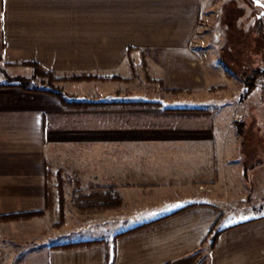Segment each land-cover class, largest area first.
Instances as JSON below:
<instances>
[{"label":"crops","instance_id":"1","mask_svg":"<svg viewBox=\"0 0 264 264\" xmlns=\"http://www.w3.org/2000/svg\"><path fill=\"white\" fill-rule=\"evenodd\" d=\"M208 1L2 0L4 61H32L56 73L101 74L110 80L66 83L64 91L76 100L114 104L64 108L48 95L0 88V216L45 210L47 162L58 155L53 153L56 148L110 149L106 158L111 161L103 166L96 168L90 161H76V166L82 168L83 185L91 190L114 186L123 204L87 213L71 208L61 231L79 225L85 215L93 218L95 231L113 227V234L56 243L102 238L109 241L108 247H36L34 219L0 222V264H106L107 253L114 254L112 264H264V214L228 222L223 206L194 190L195 171L180 173L179 166L169 175L188 179L138 182L141 179L132 175L140 173L139 163L115 152L164 144L205 153L215 141L224 146L223 153L238 151L234 142L229 144L235 133L231 136L224 124L221 107L215 112L206 102L190 104L232 100L234 90L239 100L243 90L239 75L225 72L216 60L223 48L218 43L221 33L196 34ZM189 56L195 59L184 64L181 58ZM140 101L159 105H119ZM66 156L60 154L61 159ZM201 163L210 161H195L193 169ZM104 167L102 177L99 170ZM230 167L237 182L242 163L236 159ZM202 173V184L223 183L205 179L213 175L210 166ZM179 186L186 188L180 192ZM190 203L195 204L175 212ZM215 232L219 234L212 242Z\"/></svg>","mask_w":264,"mask_h":264},{"label":"rangeland","instance_id":"2","mask_svg":"<svg viewBox=\"0 0 264 264\" xmlns=\"http://www.w3.org/2000/svg\"><path fill=\"white\" fill-rule=\"evenodd\" d=\"M261 2L264 5V0H210L204 6L199 17L198 32L206 33L207 36L216 34L222 35L221 43L223 48L217 53L216 60L219 61V66L225 72L240 74L249 72L253 69H264V15H260L262 8L255 3ZM2 0H0V18L2 16ZM221 20V24L219 21ZM260 28V29H259ZM260 30V32H259ZM226 38V39H225ZM1 40V39H0ZM192 43V42H191ZM197 43H200L198 41ZM206 43H211L206 41ZM212 43H214L212 41ZM1 46V41H0ZM1 49V47H0ZM216 55V54H215ZM194 57L181 58L184 64L189 63ZM198 59H203L198 57ZM129 62H133V58H129ZM143 63H147V58H143ZM226 67V69H225ZM48 70L41 66L34 67L27 65L24 61L6 62L2 59L0 53V79H4L0 88H14L23 92H33L48 95L61 105V102L55 95L36 91V88H58L64 91L66 83H76L81 81H103L110 78L101 74L92 73H56L53 71L50 74ZM47 72V73H46ZM22 77L25 79L26 87L14 85L13 78ZM73 78H82L83 80H74ZM116 79V78H113ZM111 79V80H113ZM264 83L258 84L257 88L244 101L238 100V92L233 91L232 100H197L191 103L206 102L212 111L217 112L220 107L223 109L222 120L224 124L235 133L233 138H230V145L234 142L238 151L236 153H223L224 146L215 141L210 144L209 149H205V153H199V148H190L182 145H138L131 149H115L118 154H125L131 162L139 163L138 171L140 173L132 175L134 180L138 182H152L155 179L161 182L164 181H184L187 177L178 179V175H169L170 171L177 170L180 166V173H197L195 179L194 190L196 193L209 194L212 203H218L226 209V220L228 222L247 219L253 215L264 214ZM27 88V89H26ZM92 88V87H91ZM67 94V93H66ZM120 103V102H119ZM224 104V105H223ZM62 106V105H61ZM63 107V106H62ZM217 109V110H215ZM221 112V113H222ZM58 154L52 161L47 162V184H48V205L45 207L42 215L33 216L29 219H18L12 221H28L34 219L36 223V238L33 240L34 246L43 247L51 244L71 242L81 240L86 237H96L99 235L110 236L113 234V227H99L101 231H95L91 227L90 216H82L79 219V225L66 227L62 231L60 228L67 220V211L77 209L83 213L93 210H108V209H79L75 204V199L83 195H100L102 193L113 191L121 198L122 206L123 199L114 186H106L101 189L91 190L90 186L83 185L81 180L83 176L81 166H76V161L83 164L87 161L94 162L99 166L106 164L107 154H111L110 149H79V148H56L53 153ZM121 152V153H120ZM64 154V159L60 158V154ZM92 154H101L100 157H91ZM104 156V157H102ZM129 156V157H128ZM68 157V158H67ZM68 159V162L66 161ZM108 159V160H107ZM238 160L242 163V169L237 171L236 176L230 167L231 161ZM198 160H208L210 164H199L197 169L194 168V162ZM73 161L74 164H71ZM111 161V160H109ZM74 165V166H73ZM160 165V166H159ZM212 171V177L205 179L217 180L223 182L221 185L210 186L202 184L204 180L203 173ZM156 178H155V168ZM240 168V167H239ZM100 175L104 177L107 173L106 167L99 170ZM164 176H160L161 173ZM199 175V176H198ZM108 176V174H107ZM225 180L227 183H224ZM147 184H144V186ZM143 186V185H142ZM151 186V185H150ZM149 186V187H150ZM153 187V186H151ZM188 187V186H187ZM186 186H179V191L185 190ZM192 189V187H188ZM89 191V192H88ZM222 198V199H221ZM187 205V204H186ZM111 208V209H116ZM233 209L235 211H233ZM86 225L83 226V221ZM11 222V221H8ZM60 223V224H58ZM73 224V223H72Z\"/></svg>","mask_w":264,"mask_h":264},{"label":"trees","instance_id":"3","mask_svg":"<svg viewBox=\"0 0 264 264\" xmlns=\"http://www.w3.org/2000/svg\"><path fill=\"white\" fill-rule=\"evenodd\" d=\"M260 29V28H259ZM260 32V30H259ZM25 64L31 65L34 67H38V64L36 62L32 61H24ZM49 74L51 72L47 71ZM46 72V73H47ZM237 74V73H236ZM239 77L241 78L243 82V90L241 91L239 95V100L244 101L248 98V96L257 88L258 84L261 82L264 83V69L256 68L253 69L252 71L249 72H242L238 74ZM74 80H83L82 78H73ZM13 83L14 85H19L22 86L24 84V87H26L25 79L22 77H14L13 78ZM4 84H0L2 86ZM264 88V86H263ZM27 89V88H26ZM214 89V88H213ZM36 91H41L44 93H48L51 95H55L58 100L61 102V105L64 108H80V107H97V106H105V105H111L114 104L112 102H99V101H91V100H76L72 96H69L65 92H63L61 89L58 88H49V89H44V88H36L33 89ZM119 105H141V106H158L159 103L157 102H120ZM169 110H172L171 108H168ZM46 180H47V168H46ZM46 207L48 205V184L46 182ZM75 204L76 206L81 209H93V208H99V209H111L118 207L121 204V198L119 197L118 194H116L113 191H108L105 193H102L100 195H83L77 197L75 199ZM195 203H190L185 206L180 207L177 209L175 212H179L189 206L194 205ZM43 211H34V212H22V213H16V214H9V215H1L0 216V222H8L12 220H18V219H29L33 216L37 215H42ZM150 222L140 224L136 227H133L125 232L118 233L114 236V240L128 232H131L135 229L142 228L146 225H148ZM60 224V223H58ZM219 232H215V234L212 237V242L216 240L217 235ZM103 244L108 247L109 241L102 239V238H97V239H89V240H83V241H77V242H72V243H67V244H53L52 248H61V249H69V248H74V247H89L93 245H99ZM114 261V254L107 253L106 257V264H112Z\"/></svg>","mask_w":264,"mask_h":264},{"label":"water","instance_id":"4","mask_svg":"<svg viewBox=\"0 0 264 264\" xmlns=\"http://www.w3.org/2000/svg\"><path fill=\"white\" fill-rule=\"evenodd\" d=\"M256 4H258L262 8V12L260 15H264V5L261 2L255 1Z\"/></svg>","mask_w":264,"mask_h":264},{"label":"built area","instance_id":"5","mask_svg":"<svg viewBox=\"0 0 264 264\" xmlns=\"http://www.w3.org/2000/svg\"><path fill=\"white\" fill-rule=\"evenodd\" d=\"M225 69H226V67H225Z\"/></svg>","mask_w":264,"mask_h":264}]
</instances>
